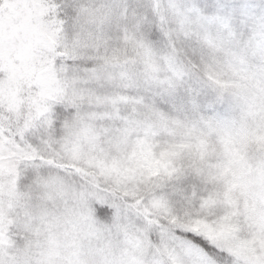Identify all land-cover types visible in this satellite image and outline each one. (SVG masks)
I'll return each mask as SVG.
<instances>
[{"label":"snow or ice","instance_id":"1","mask_svg":"<svg viewBox=\"0 0 264 264\" xmlns=\"http://www.w3.org/2000/svg\"><path fill=\"white\" fill-rule=\"evenodd\" d=\"M0 264H264V0H0Z\"/></svg>","mask_w":264,"mask_h":264}]
</instances>
